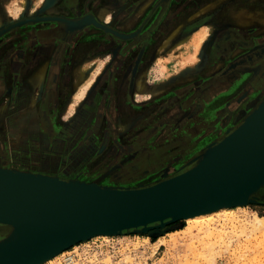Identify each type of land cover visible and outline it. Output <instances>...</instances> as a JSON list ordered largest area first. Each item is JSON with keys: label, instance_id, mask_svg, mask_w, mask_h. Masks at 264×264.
Listing matches in <instances>:
<instances>
[{"label": "rangeland", "instance_id": "obj_1", "mask_svg": "<svg viewBox=\"0 0 264 264\" xmlns=\"http://www.w3.org/2000/svg\"><path fill=\"white\" fill-rule=\"evenodd\" d=\"M32 1L34 2L32 9L37 8L41 2ZM26 3V0H6L3 7L6 13L2 12L0 22L20 16L29 6V4L26 6ZM176 15V19L168 27L164 28L161 25L162 33L151 48V58L137 71L132 96L129 98L130 103L125 108V111H131V115L128 114L129 117L122 122L117 120L115 128L121 143L134 141L138 135L144 137V146L153 149L156 154L151 155L150 159L154 160L151 162L148 161L149 155H146L142 164L146 166L144 168L149 169L166 166L159 172L161 176L163 175L161 179L177 174L172 168L176 159L192 155L194 151L192 148H195L198 142L203 144L211 139V142L200 149L198 159L208 145L220 141L240 124L243 117L264 96V94L260 96L236 124L231 121L240 113L241 105L237 99L231 100L234 97L233 93L231 96L226 92L220 94L219 90L216 92L219 94H212L215 88H219L218 84L214 85L219 70L241 50L239 48L232 52L233 45L244 39L241 35H234L235 31L231 29L228 40H224L223 33L215 37L216 30L228 26L239 28L242 31L240 33L245 34L246 38L254 34H264V0H203L197 3L193 1L187 11L183 10ZM203 15L208 17L209 24L204 25L191 36L189 34L184 37L187 31L183 29L184 21L186 19L195 21ZM247 30L252 32L245 33ZM83 51L84 49L78 46L75 51L78 52L76 58H71L69 71L66 70L71 73V82L69 86L67 81L62 83L66 91L61 108L55 113V118L59 122L67 126L72 125L63 133L64 136L71 133L72 141L67 140L53 148L46 144L42 147H46L47 150L45 148L41 156L39 154L42 152L38 150L40 145L35 144L34 138L33 158L39 160V163L36 164L34 160L32 162L37 170L0 165L1 168L44 174L53 166L49 165L50 163L56 159V164L59 162L62 150H76L70 158L81 157V154L77 153L80 147L85 151L92 148L91 155L95 154L100 160L104 158L103 162L106 161L107 152L113 145L104 138L106 135L111 138L112 128L105 122L101 126L95 125V120L92 119L94 107L89 106L90 99L88 105L84 103L86 96L95 88L94 81L102 72L106 57L103 54L95 56L92 52L80 55L79 52L83 53ZM220 51L222 54L219 55ZM183 56H187L185 62H181ZM81 74L85 77L84 81L81 80ZM140 78H142V88L138 91L137 83ZM238 89L236 85L233 91ZM35 94L34 89L33 101ZM205 94L209 96L203 98ZM204 104L207 111L202 113ZM219 106L222 109L214 116V111ZM3 110L4 107L0 109V117ZM30 110L33 112L34 127L38 125L35 122L37 115L34 107ZM49 118L54 117L49 113ZM207 126L210 127L206 129ZM32 132L33 136L41 135L39 128H32ZM35 132L38 135H35ZM6 147L9 149L13 146L6 143ZM126 160L124 163L127 162ZM75 162H78V159ZM83 165L84 162L79 168ZM250 198L251 201L245 205L230 206L224 208L225 210L222 208L224 211L214 215L211 224L207 226L203 223L190 228L185 220L179 219L158 228L152 234L129 232L111 237L103 235L93 237L87 242H80L77 246L68 248L63 253L65 255L54 264H66L63 259L69 253L74 254L76 259L73 260V264H264V221L258 231L247 228V225L254 221V216L264 218V184ZM0 231L4 232L5 229L0 227ZM108 245L114 248L113 253L107 251Z\"/></svg>", "mask_w": 264, "mask_h": 264}, {"label": "flooded vegetation", "instance_id": "obj_2", "mask_svg": "<svg viewBox=\"0 0 264 264\" xmlns=\"http://www.w3.org/2000/svg\"><path fill=\"white\" fill-rule=\"evenodd\" d=\"M193 1L197 3L203 0H41L37 8L26 9L20 16L2 20L0 109L4 107V110L0 117V165L37 170L32 162L34 160L36 164L39 163V160L33 158L34 138L35 144L40 145L38 150L42 152L39 154L41 156L46 148L42 146L46 144L53 148L67 140L72 141L71 133L67 136L63 134L72 125L59 122L55 113L61 108L66 91L62 83L67 81L69 86L71 82V73L68 72L71 58H76L78 52L75 51L81 46L84 51L79 52L80 55L92 52L95 56L103 54L106 57L102 72L94 81L95 88L86 96L84 103L88 105L90 99L89 106L94 107L92 119L95 120V125L101 126L105 122L112 128L111 138L105 133L104 140L111 141L113 147L107 152L108 162H103L104 158L100 160L95 154L91 155L92 148L85 151L79 146L80 151L77 153L81 154L80 159L70 158L76 150H62L59 162L56 164V159L50 163L53 166L44 174L64 180L95 182L100 186L114 188L145 186L161 179L163 175L159 172L166 166L149 169L142 164L146 155L150 159L151 155L156 154L155 151L146 148L143 144L144 137L139 135L134 141L130 140L132 143L119 142L115 130L116 121L122 122L131 115V111H125V108L130 103L136 74L151 58V48L162 33L161 25L168 27L176 19V13L187 11ZM2 4L0 0V18L2 12L6 13ZM103 7L110 9L104 19L97 15V11ZM51 8L56 10H50ZM186 20L183 26L187 30L184 37L189 34L191 36L210 22L204 15L195 21ZM231 29L235 31L234 35L244 37L233 45L232 52L239 48L241 50L219 70V76L214 83L219 88H215L212 94L226 92L231 96L233 93L231 100L237 99L241 105L240 113L231 119V123L237 124L264 94V34H254L246 38L239 28L228 26L218 28L215 37L223 33L224 40H228ZM217 47L220 48L219 45ZM41 66H44L42 82L40 86L32 87L29 77ZM233 85H237L239 89L233 91ZM34 89L37 115L35 122L38 124L36 128L41 130L39 136H33L32 132L33 112L30 109ZM208 96L209 94H205L202 97ZM203 106L202 113L207 111L205 104ZM220 109L221 106L215 109L214 116ZM49 113L53 119L49 118ZM36 134L38 135L37 132ZM208 142H198L192 148V155L176 159L172 167L175 173L190 167L197 159L200 149ZM6 143L13 147L7 149ZM77 159L78 162L74 163ZM125 159L127 162L124 163ZM83 162V167L79 168ZM4 229L6 232V228Z\"/></svg>", "mask_w": 264, "mask_h": 264}, {"label": "water", "instance_id": "obj_3", "mask_svg": "<svg viewBox=\"0 0 264 264\" xmlns=\"http://www.w3.org/2000/svg\"><path fill=\"white\" fill-rule=\"evenodd\" d=\"M263 184L264 96L191 167L150 185L114 188L0 167V226L9 228L0 234V264H34L98 231L152 234L183 214L245 205Z\"/></svg>", "mask_w": 264, "mask_h": 264}, {"label": "bare ground", "instance_id": "obj_4", "mask_svg": "<svg viewBox=\"0 0 264 264\" xmlns=\"http://www.w3.org/2000/svg\"><path fill=\"white\" fill-rule=\"evenodd\" d=\"M186 58H187V56H186ZM193 58L196 59V57H193ZM185 59L181 58V60H185ZM43 72L44 71H42V70L39 71V72H36V74H34V76L31 78V81L34 82V83H38L40 80L43 79ZM81 76H82L81 80L84 81L83 80V78H85L84 75L81 74ZM87 85L90 86V84H87ZM88 86H86V87L88 88ZM141 88H142V78H140L138 80V83H137L138 91ZM236 206H241V204H238ZM222 208L224 209V208H227V207L226 206H221V207H216V208H213L211 210H206V211H194V213L183 214L181 216H182V219L185 220L189 224L188 226H190V228H192L194 226L203 225V223H205L206 226H207L208 224L209 225L211 224V219H212V217L214 215H218V213H220V212L225 210V209L222 210ZM263 221H264V218L259 217V216H254V221L250 222L248 225L247 224L246 225H247V228H251L253 231H258L259 228L261 227ZM0 227H2V226H0ZM4 228H6V230H9L8 227H4ZM1 231H3V230H1ZM1 231H0V234L1 233H5V232H1ZM206 231H208V230H206ZM208 232H210V231H208ZM117 234L120 235L118 232L98 231V232H95L94 234H92L91 237L93 238V237H97V236H101V235L111 237V236H116ZM86 239H87V237L84 238L83 240H81V242H87L88 240H86ZM73 246H77V244H75ZM65 251L66 250L57 251L56 253H53L51 255H48L47 257H44V258L36 261L34 264H54L56 261H58L61 257H63L65 255V254H63V253H65ZM63 260H64V263H66V264H73V262H74L73 260H76V259L72 258L71 256L70 257L67 256Z\"/></svg>", "mask_w": 264, "mask_h": 264}, {"label": "crops", "instance_id": "obj_5", "mask_svg": "<svg viewBox=\"0 0 264 264\" xmlns=\"http://www.w3.org/2000/svg\"><path fill=\"white\" fill-rule=\"evenodd\" d=\"M5 1L6 0H2V3L5 5ZM27 1V3H26V6H27V4H29V6L27 7V9H31V8H33V4H34V2L32 1V0H26ZM2 4V5H3ZM50 10H53V11H55L56 10V8H51ZM110 11V9L108 8V7H103V8H101L100 10H98L97 11V15H100V17L101 18H103L104 19V17L106 16V14L108 13ZM197 45V44H196ZM196 50H198V45L196 46ZM187 56H188V54H187ZM190 56H193V54H190ZM182 59H185L186 57H181ZM186 60H181V62H185ZM44 71V66H41L39 69H37V70H35L32 74H31V76L29 77V81H30V83H31V85H32V87H37L38 85L40 86V84H41V81L42 80H40L38 83H34V82H32L31 81V78L34 76V74H36V72H39V71ZM43 76H44V72H43ZM34 101H32L31 103H32V109H33V107L35 108L36 107V105H35V103H33ZM34 127H36V126H34ZM34 127H32V128H34Z\"/></svg>", "mask_w": 264, "mask_h": 264}, {"label": "built area", "instance_id": "obj_6", "mask_svg": "<svg viewBox=\"0 0 264 264\" xmlns=\"http://www.w3.org/2000/svg\"><path fill=\"white\" fill-rule=\"evenodd\" d=\"M97 247H99V245H97ZM106 249L110 253H113L114 252V248L112 246H110V245L106 246ZM67 256H69V257L71 256L72 258H74V254H71V253H69Z\"/></svg>", "mask_w": 264, "mask_h": 264}]
</instances>
